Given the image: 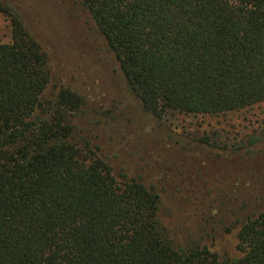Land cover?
Segmentation results:
<instances>
[{
	"label": "trees",
	"instance_id": "trees-1",
	"mask_svg": "<svg viewBox=\"0 0 264 264\" xmlns=\"http://www.w3.org/2000/svg\"><path fill=\"white\" fill-rule=\"evenodd\" d=\"M143 112L222 116L264 104V0H81ZM0 44V264H264V200L224 226L172 231L161 193L116 168L53 86L21 16ZM83 121V124H81ZM218 228L233 255L214 251Z\"/></svg>",
	"mask_w": 264,
	"mask_h": 264
},
{
	"label": "rangeland",
	"instance_id": "rangeland-1",
	"mask_svg": "<svg viewBox=\"0 0 264 264\" xmlns=\"http://www.w3.org/2000/svg\"><path fill=\"white\" fill-rule=\"evenodd\" d=\"M49 57L53 86L87 99L84 125L116 168L161 193L172 231L198 232L213 214L224 226L264 200V104L222 116L166 112L159 121L126 87L119 64L81 0H2ZM12 30L0 14V44ZM83 121L81 124H83ZM213 250L235 253L218 228Z\"/></svg>",
	"mask_w": 264,
	"mask_h": 264
}]
</instances>
